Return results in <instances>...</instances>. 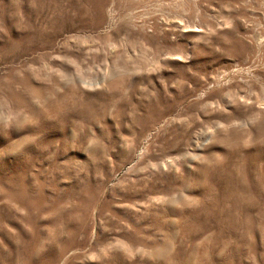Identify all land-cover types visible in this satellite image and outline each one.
<instances>
[{
  "label": "rangeland",
  "instance_id": "374dc122",
  "mask_svg": "<svg viewBox=\"0 0 264 264\" xmlns=\"http://www.w3.org/2000/svg\"><path fill=\"white\" fill-rule=\"evenodd\" d=\"M0 264H264V0H0Z\"/></svg>",
  "mask_w": 264,
  "mask_h": 264
}]
</instances>
